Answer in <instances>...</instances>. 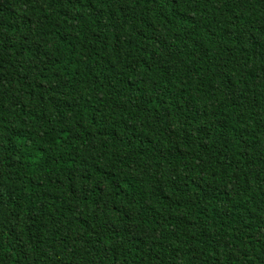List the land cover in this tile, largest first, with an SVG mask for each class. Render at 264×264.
I'll list each match as a JSON object with an SVG mask.
<instances>
[{
	"label": "trees",
	"instance_id": "1",
	"mask_svg": "<svg viewBox=\"0 0 264 264\" xmlns=\"http://www.w3.org/2000/svg\"><path fill=\"white\" fill-rule=\"evenodd\" d=\"M0 264H264V0H0Z\"/></svg>",
	"mask_w": 264,
	"mask_h": 264
}]
</instances>
